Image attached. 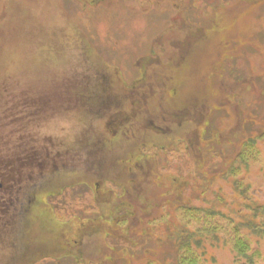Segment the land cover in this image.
Wrapping results in <instances>:
<instances>
[{
  "label": "rangeland",
  "instance_id": "rangeland-1",
  "mask_svg": "<svg viewBox=\"0 0 264 264\" xmlns=\"http://www.w3.org/2000/svg\"><path fill=\"white\" fill-rule=\"evenodd\" d=\"M262 133L264 0H0V264H173L181 207L242 210L249 140L264 206Z\"/></svg>",
  "mask_w": 264,
  "mask_h": 264
},
{
  "label": "trees",
  "instance_id": "trees-1",
  "mask_svg": "<svg viewBox=\"0 0 264 264\" xmlns=\"http://www.w3.org/2000/svg\"><path fill=\"white\" fill-rule=\"evenodd\" d=\"M263 137L264 133L260 139ZM255 145L252 140L244 142L225 172L227 178H233L232 188L243 200L242 210L225 215L198 207H181L179 226L168 235L175 250L173 264H207L203 247L208 240H222L239 264H264V206L249 202L250 187L237 181L240 168L246 169L250 161L258 158Z\"/></svg>",
  "mask_w": 264,
  "mask_h": 264
},
{
  "label": "flooded vegetation",
  "instance_id": "flooded-vegetation-1",
  "mask_svg": "<svg viewBox=\"0 0 264 264\" xmlns=\"http://www.w3.org/2000/svg\"><path fill=\"white\" fill-rule=\"evenodd\" d=\"M4 178L2 180H0V207H1V210L0 212H4V216H6L8 213H10L8 211L9 207L12 205V192H11V186L10 187H7L6 185H8L9 182V179L10 177L7 176L8 173L7 171H5L4 173ZM3 207V209H2ZM76 243V242H74Z\"/></svg>",
  "mask_w": 264,
  "mask_h": 264
}]
</instances>
